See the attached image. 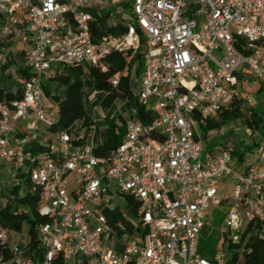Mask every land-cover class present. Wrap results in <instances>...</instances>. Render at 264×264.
I'll list each match as a JSON object with an SVG mask.
<instances>
[{"label": "built area", "instance_id": "2783aa9c", "mask_svg": "<svg viewBox=\"0 0 264 264\" xmlns=\"http://www.w3.org/2000/svg\"><path fill=\"white\" fill-rule=\"evenodd\" d=\"M121 1L0 0L1 74L19 83L12 86L18 97L0 100V168L14 178L26 167L22 195L42 192L38 213L48 220L38 226L37 240L45 264L76 253L97 254L98 264H225L227 244L240 245L245 234L257 232L256 224L264 226V137L240 159L226 145L203 151L198 127L236 99L252 103L239 91L246 72L264 87V0H130L128 18L117 23L125 31L94 34L103 9ZM15 41L22 46L15 48ZM137 52L138 99L149 121L127 117L124 139L104 156L93 144H74L82 133L58 131L54 141L39 136L38 122L56 121L43 97L54 67L105 71L110 54L131 62ZM15 53L27 75L11 71ZM127 73L113 74L111 86ZM29 117L28 128L18 130ZM224 178L232 180L231 193ZM6 184L0 209L7 200L17 209L22 195L12 189L20 183ZM126 196L138 203L137 217L131 233L117 223L127 238L116 250L103 239L116 233L104 209L116 210ZM222 203L221 239L209 259L197 241L210 207ZM9 238L0 223L1 248ZM28 251L27 243H17L0 252V264H25Z\"/></svg>", "mask_w": 264, "mask_h": 264}, {"label": "trees", "instance_id": "16d2710c", "mask_svg": "<svg viewBox=\"0 0 264 264\" xmlns=\"http://www.w3.org/2000/svg\"><path fill=\"white\" fill-rule=\"evenodd\" d=\"M129 12V10H128ZM106 18V17H105ZM102 21H104V19ZM102 22L101 30L93 29L94 34H100L103 31H110L113 33L125 31V27L119 24L114 26L105 25ZM143 41V40H141ZM141 61L140 53L137 52L133 61ZM106 70L102 71L94 65L88 66V78L89 85L98 90L105 91L107 102L104 106H108L109 103L113 101L114 98H119L120 100H125L130 91V62H128L123 56L118 53L110 54L106 60ZM10 67L11 71L16 74L19 70L23 74L27 75V69L24 67L22 56L20 53L10 56ZM124 68L128 69V75L121 76L119 84L116 87H112L110 84V78L113 74L122 71ZM142 65L138 68L140 74ZM0 67V100H10L18 97L19 94L14 92L12 89L13 85H16L12 80L4 78L1 74ZM50 81H56L63 85L64 90L59 95L51 96L57 105V117L56 121L48 126V130L51 133L58 131L73 132L74 128L72 127L74 123L79 122L82 126H89L93 123V120L88 115L85 104H84V93H83V81L77 78L76 74L70 70H66L61 73H56L52 77H48ZM47 78V79H48ZM45 79V80H47ZM44 80V81H45ZM44 87V85H43ZM262 86L260 85L257 93L261 92ZM151 113L146 111L142 106L138 108L137 117L142 121H149L151 118ZM244 118L246 127L250 131H255L259 128L264 121V116H261L260 110L251 104L247 105L244 101V98L234 100L227 107L223 108L217 113L216 116L208 118L205 125H200L205 134L208 130H214L221 128L225 123L237 118ZM75 145L82 144L81 141H73ZM118 142L115 141H106L105 143L94 146L95 154L99 156H104L111 149H113ZM247 148H252L251 145H248ZM231 154L238 155L241 159L242 153H235L231 151ZM17 193V188L12 189ZM42 198V192L40 189H36L33 192H25L17 200L18 207L14 209V204L11 200H7L4 203V206L0 209V223L7 227L10 230L20 231L22 222L27 220L29 227L27 234L29 235V241L27 247L29 252L35 248L38 244V226L47 221L48 217L41 216L38 213V205ZM138 203L132 200L129 196H126L124 202V208L127 212V215L122 214L117 209L109 210L104 209V214L107 218L108 223L113 227L118 235L124 233L117 228V223H122L127 233L133 231V225L136 220V210ZM257 232L255 234H245L241 238L240 245L237 244H227L228 256L225 264H264V226L260 224L255 225ZM211 228H206V225L202 229L201 236L210 235ZM249 231V230H247ZM248 234V232H247ZM220 239L216 240L217 245ZM242 245V248H241ZM7 248H1L0 252H7ZM199 252L211 259L214 251L208 253L203 249L198 248ZM201 250V251H200ZM28 259V256H27ZM47 264H64V260L61 254H57L54 259Z\"/></svg>", "mask_w": 264, "mask_h": 264}, {"label": "rangeland", "instance_id": "374dc122", "mask_svg": "<svg viewBox=\"0 0 264 264\" xmlns=\"http://www.w3.org/2000/svg\"><path fill=\"white\" fill-rule=\"evenodd\" d=\"M103 11L104 13L107 14L110 13V19H113L112 18L113 6H107L103 9ZM107 23L108 22H106V24ZM246 75H248L247 72ZM76 76L77 78L83 81L82 89L84 93L85 109L90 115L92 112L96 111L97 117H99L100 115L99 111L102 110L103 115L104 116L106 115L108 119L114 118L119 120L121 119V117H125L126 115H128V111L132 108L133 104L139 102L138 99L139 85H136L133 79L131 81L130 92L124 101L116 97L113 99L111 103L108 104V106H104V104H106L107 102L105 94L98 92V90L94 88L91 90L90 93L91 95L86 94V90L91 88V86L89 85L88 75L86 76L84 75L82 78V75L77 73ZM14 83L19 85L17 81H15ZM59 84H60L59 82H57V84L54 83L52 84V81L50 80L44 81L45 90L43 91V97H44V101L46 102L44 104V109L46 112H49L52 115L55 114L57 107L53 102V100L51 99L52 97L50 94V89L52 86L57 88L58 86H60ZM61 86L63 85L61 84ZM257 86L258 83L249 79L248 77L247 78L244 77L239 82V91L241 92V94L243 96L252 97L250 98V100L253 103H250V101L246 99L244 100L247 105L254 104L253 98L256 97ZM260 114L261 116H264V111L261 110ZM261 128H262V124L259 126L257 130L259 131ZM249 131L250 130L245 125L243 116L235 120L228 121L219 129L208 130L205 134V137H204L205 132L202 130L200 126L198 127V133L200 134L203 147L205 148L203 151H206L207 148L210 149L211 146L215 144L227 145L228 148L234 151L235 153H242L244 158L250 157L252 152V148L249 149L247 148L248 145H252V137ZM12 172L13 171L11 170L9 171L6 169L2 173L0 172V186L1 185L4 186V184L9 182L10 180H14V183H20V186L17 187V194L22 195L24 188V179L27 175V168L22 167L20 168V170H16L14 178H12L13 177ZM67 179L70 181L71 179L70 176H68ZM231 181L232 180H230V178H224L225 184L229 185L228 193H231L232 190ZM10 188L12 189L11 186ZM117 203L123 205L122 201L119 202V199H117ZM225 209H226V205L224 203L210 207V211L207 215V223H206V228H211L210 235L202 237L201 236L202 232H200L196 246L197 251H199L198 250L199 247L200 249H203L208 253L216 249L217 242L219 239H221L222 222H223ZM28 227H29L28 221L25 220L22 222L20 231L10 230L9 245H13L19 238H26ZM88 264H97V263L94 261H89Z\"/></svg>", "mask_w": 264, "mask_h": 264}, {"label": "crops", "instance_id": "0c3cea01", "mask_svg": "<svg viewBox=\"0 0 264 264\" xmlns=\"http://www.w3.org/2000/svg\"><path fill=\"white\" fill-rule=\"evenodd\" d=\"M130 4H131L130 0H122L121 2L114 4L113 5V14H112L113 19H110V13H108V14L105 13L106 18L102 22H104L105 24H106V22H108L110 24L111 21H113V25L117 24L118 22H123L129 16L128 10H129ZM123 18H124V20H123ZM13 46L15 48H20L22 45L20 44V42L15 41L13 43ZM16 54H18V53H15L12 55H16ZM130 64H131L130 71H129L130 86H131L132 79L134 80L136 85H139L138 68L142 65V60L141 61H139V60L133 61L132 60L130 62ZM66 70H70V71L74 72L75 74H77V73L81 74L82 78L84 75L85 76L88 75V71H87L85 66L76 65V66H67V67H54L53 71L50 74V77H52L56 73H61V72H64ZM127 75H128V73H127ZM244 77L245 78L248 77L249 79L253 80L250 75L242 76L241 80ZM48 80H49V78L47 79V81ZM53 83L57 84L56 81H52V84ZM59 85L60 86H58L57 88H55L51 85L52 86L50 89L51 96L59 95L63 92L64 87L61 86V84H59ZM259 86L260 85L258 84L257 89H256V93H257ZM92 89H93L92 87L90 89H87L86 94L87 95L90 94ZM262 89H264V87H262ZM44 90H45V87H43V91ZM98 92L105 94V97H106V93L104 91H98ZM51 99L53 100V98H51ZM122 101H124V100H122ZM253 101H254V104H251L252 106L256 107L260 111L261 110L264 111V90L257 93L256 97L253 98ZM53 102L55 103L54 100H53ZM45 103L46 102L44 101V104ZM55 105H56V103H55ZM56 107H57V105H56ZM139 107H140L139 102L136 104H133L132 108L128 111V115H126L125 117H121V119H119V120L114 119V118L108 119L106 115L105 116L103 115L102 110L99 111L100 112L99 117H97L96 111L92 112L91 115L87 112L88 115L93 120L94 128L89 127V126L84 127L79 122H76L73 124L74 131L71 133H73V134H74V132L75 133H82L84 138L81 140V143L82 144H84V143L85 144H93L94 146L101 145V144H103L109 140L115 141V142L121 141L124 139L123 128H124L125 119L127 117L137 116V112H138ZM97 110H98V108H97ZM52 116L55 118L57 117V109H56L55 114ZM33 120L34 119L32 117H29L28 119H26L24 121L18 122L17 123V129L20 131H25ZM38 124H39L38 134H39V136H41V138L42 137L47 138L48 140L53 139V141L56 139V136H55L56 132L51 133L48 130L49 125L47 123L40 121V122H38ZM249 132H250V135L252 137V145L251 146L253 149V147L261 141L262 137H264V130H262V128H261L259 131L256 130V131H249ZM230 151H232V150H230ZM233 156H235L236 158L238 157V155H235V154ZM3 171L4 170H1V168H0V172L2 173ZM72 177H73V174H70V178H72ZM24 188H25V185H24ZM8 191H9V187L7 186V184H4V186L1 185L0 195L1 194L6 195ZM119 202H121V201L119 200ZM115 204H117L116 209L119 212H121L124 215H127V212L124 208V203H123V205H121L120 203H117V201H116ZM37 231H38V229H37ZM126 238H127L126 236L123 237L122 234L118 235L117 233H113V234L109 233L108 235L104 234V236H103V239L107 240V244L109 246L115 248L116 250L122 249ZM29 239H30L29 235L27 234L26 238H19L13 245H9V242H10V238H9V242L7 244V249H10L12 246H14L15 244L20 243V242L28 243ZM89 261H94L98 264L97 254H92V255L86 256V255H83L81 253H76L75 255L71 256L67 262H64V264H88ZM25 264H45V250L39 242L35 248H33L30 252L28 251V259H27Z\"/></svg>", "mask_w": 264, "mask_h": 264}]
</instances>
